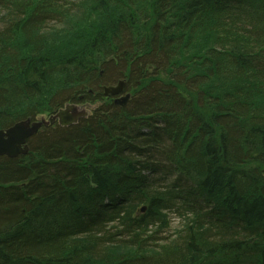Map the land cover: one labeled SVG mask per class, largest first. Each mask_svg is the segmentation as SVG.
<instances>
[{
    "label": "trees",
    "instance_id": "16d2710c",
    "mask_svg": "<svg viewBox=\"0 0 264 264\" xmlns=\"http://www.w3.org/2000/svg\"><path fill=\"white\" fill-rule=\"evenodd\" d=\"M89 2L0 0V130L136 96L0 158V264H264V0Z\"/></svg>",
    "mask_w": 264,
    "mask_h": 264
},
{
    "label": "water",
    "instance_id": "95a60500",
    "mask_svg": "<svg viewBox=\"0 0 264 264\" xmlns=\"http://www.w3.org/2000/svg\"><path fill=\"white\" fill-rule=\"evenodd\" d=\"M126 88V82L121 81L116 86L104 88V95L106 97H115L114 104L120 108H126L131 101V96L126 95L121 98H117ZM89 116V113L80 108L78 105L69 104L65 108L60 109L55 115L51 116L49 121L41 120L35 121L26 120L15 124L13 127L0 130V158L8 157L15 159L20 156H26L30 153V147L28 141L34 137L39 130L44 126L50 124H58L61 127L67 128L78 124L82 119ZM146 207L141 209V213H145Z\"/></svg>",
    "mask_w": 264,
    "mask_h": 264
},
{
    "label": "bare ground",
    "instance_id": "6f19581e",
    "mask_svg": "<svg viewBox=\"0 0 264 264\" xmlns=\"http://www.w3.org/2000/svg\"><path fill=\"white\" fill-rule=\"evenodd\" d=\"M72 1V3L69 5V7L70 6H72V10H73V13L71 14L72 15V17H69V19L68 20H62V22L63 21H65V23H68V24H75V23H89L90 21L88 20V18H87V16H85L82 12H81V9L83 10V9H91V6H90V2L89 1H92V0H71ZM136 7L137 8H140L141 9V7L137 4L136 5ZM142 18L143 17H145L144 15H140ZM147 18V17H146ZM58 27H61L62 26V24H58L57 25ZM150 71H152V68L150 69ZM120 82L121 81H125L126 82V88L124 89V93H122L120 96H118L117 98H121V97H123V96H126V95H130L131 96V101L136 97L135 96V93H134V87H132V85L130 84V83H128V81L127 80H119ZM112 86H116V84H108V85H103L102 86V88H101V92H102V94H101V97H100V100H98V102L99 103H102V106L103 105H106V99H110L112 102H113V100L115 99V97H106L105 95H104V93H105V91H104V88H109V87H112ZM130 101V102H131ZM130 102L128 103V104H130ZM113 104H114V102H113ZM114 106H116L115 104H114ZM101 107V106H100ZM117 107V106H116ZM120 109H125V108H120ZM22 121H24V120H22ZM21 122V121H20ZM58 125V124H57ZM77 125V124H76ZM60 126V125H59ZM73 126H75V125H73ZM61 127V126H60ZM72 127V126H71ZM62 128H64V127H62ZM67 128H69V127H67ZM132 128V131L133 132H139L140 131V129H139V127L137 126V125H135V126H133V127H131ZM40 133V131L36 134V135H38ZM35 135V136H36ZM34 136V137H35ZM34 137H32V139L34 138ZM158 144H162L161 142H159ZM149 163H159V162H157V161H150Z\"/></svg>",
    "mask_w": 264,
    "mask_h": 264
},
{
    "label": "rangeland",
    "instance_id": "374dc122",
    "mask_svg": "<svg viewBox=\"0 0 264 264\" xmlns=\"http://www.w3.org/2000/svg\"><path fill=\"white\" fill-rule=\"evenodd\" d=\"M115 81H112V83H115ZM116 84V83H115ZM82 108L86 109V111H88L89 113H91L92 111H94L95 109L99 108L100 106H102V103H96V104H85V105H80ZM41 118H48V116L44 115L42 117H38V119H41ZM171 225H172V228H171V232H175L176 229L178 230V228L181 227V221L180 219L176 216V215H172L171 216Z\"/></svg>",
    "mask_w": 264,
    "mask_h": 264
}]
</instances>
